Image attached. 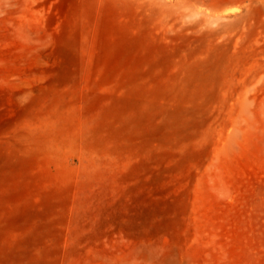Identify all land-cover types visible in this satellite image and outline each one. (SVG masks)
<instances>
[{
	"label": "rangeland",
	"instance_id": "374dc122",
	"mask_svg": "<svg viewBox=\"0 0 264 264\" xmlns=\"http://www.w3.org/2000/svg\"><path fill=\"white\" fill-rule=\"evenodd\" d=\"M0 264H264V0H0Z\"/></svg>",
	"mask_w": 264,
	"mask_h": 264
}]
</instances>
